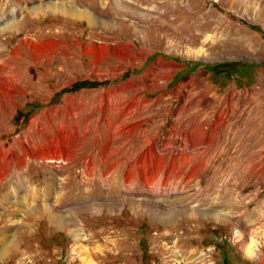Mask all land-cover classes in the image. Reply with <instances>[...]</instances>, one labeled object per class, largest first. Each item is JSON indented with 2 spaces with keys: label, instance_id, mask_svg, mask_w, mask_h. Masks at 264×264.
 Instances as JSON below:
<instances>
[{
  "label": "rangeland",
  "instance_id": "rangeland-1",
  "mask_svg": "<svg viewBox=\"0 0 264 264\" xmlns=\"http://www.w3.org/2000/svg\"><path fill=\"white\" fill-rule=\"evenodd\" d=\"M51 1L0 0V264H81L74 211L98 264H164L187 229L207 264H264V0ZM154 200L226 217L131 209Z\"/></svg>",
  "mask_w": 264,
  "mask_h": 264
},
{
  "label": "bare ground",
  "instance_id": "bare-ground-1",
  "mask_svg": "<svg viewBox=\"0 0 264 264\" xmlns=\"http://www.w3.org/2000/svg\"><path fill=\"white\" fill-rule=\"evenodd\" d=\"M46 9L47 10H54L55 12L61 13L62 15H67V16L74 17V18H83V19H85L88 22V24H93V19L88 14H81V12L69 10V9H67L64 6V4L62 2H60L58 0L51 1L47 5L45 3L44 6L40 5L39 7H35V9H33V10H34V12H38V11L41 12V10H46ZM7 24L8 23L5 24L6 27H7ZM196 37H197V35H196ZM247 47L248 48H247L246 51H248L249 53L254 52L253 46L251 44H247ZM55 144H57V143H55ZM59 148H57L55 145H53L52 148H48L47 149V152H45L44 155L41 154V157H43L44 159H47L46 155L55 154V155H58V156L62 157L63 161L66 162L67 160L70 159V156H71L70 155V152H71L70 151V146H69L68 143H64L63 147L60 148V149ZM51 157L48 160L50 162H56V160L51 159ZM66 163H68V162H66ZM231 197H229V199L224 202V204H223L224 206L228 205L230 203V201H233V198H231ZM154 203L157 206H160L161 208H145V209L144 208H131V209L135 210V211L143 209L146 212H149L151 216L155 217L157 220H159V221H161L163 223L171 222V219H173L177 215V212H181V214L182 213L186 214L185 216L188 217V218L189 217L193 218V217H195V215L198 216V214H203L205 216H211V217H214L215 219H221V218H225L226 217L225 213H223V212H221L219 210L212 212V211H206V209L197 210V208L196 209H194V208H179V209L178 208H166L165 205L161 204L162 205L161 206L159 204V201H157V200H154ZM107 204H110V203L108 202ZM94 209H96V210H101V209L110 210V209H113V208H107L105 206H102V208H100V206H99L98 208H94ZM257 211L258 210H256L254 213L258 214L259 211L258 212ZM200 216H202V215H200ZM260 217L264 219V211L260 214ZM80 221L76 217L75 211H74V212H72L69 215V217L67 216L63 220L61 219V221L59 220V221H55V222H56V225L58 227L62 228L65 231H71L73 229L75 230L73 232H70V237L72 238L73 242L76 244L74 246V248H73L71 253H72L73 256H75L79 260V262L81 264H98V262H96V261L94 262L91 257H95L96 253L98 252V250H100V251L106 250L107 249L106 244L105 245L103 244L101 246H100V244L97 245L96 247L91 249V252L89 254L87 249H86V247L84 246V242H87L88 239H87V237L85 235L86 234L85 231L82 229V227L79 224ZM182 226H183V224H182ZM187 230L190 231V229H187ZM187 230H183L182 232L180 230V232L178 231L177 234H175L176 239L174 240V242H173L174 245L172 247L166 248L165 244L161 243V245L164 246L165 254H168V256H170L169 259H167L168 256L163 257L161 263H164V264H207L205 262L206 257H205L204 254L197 256V252H198L197 248L196 247H192V244L190 242L193 238L187 237L186 234H185L187 232ZM167 232H168V230H167ZM183 234L185 236H183ZM167 235H169V234H167ZM167 235H166V238H168ZM239 237H242V233H239ZM126 238H125V240H126ZM107 241H109V240H107ZM195 242H196V239H193V243H195ZM110 243L114 244V249L117 250V248H118L117 241L116 240H111ZM242 247H243V250L245 251L247 256H253V254H255L256 245H255L253 240H249L248 242L243 241L242 242ZM115 256H117V255H115ZM166 259L169 260V261H167Z\"/></svg>",
  "mask_w": 264,
  "mask_h": 264
},
{
  "label": "trees",
  "instance_id": "trees-1",
  "mask_svg": "<svg viewBox=\"0 0 264 264\" xmlns=\"http://www.w3.org/2000/svg\"><path fill=\"white\" fill-rule=\"evenodd\" d=\"M96 85H98L97 83H94V84H91V85H86V84H82V86L81 87H95ZM69 91H71V90H69V89H64V90H61L60 91V93L62 94V93H65V92H69ZM59 93V94H60ZM58 95V94H57Z\"/></svg>",
  "mask_w": 264,
  "mask_h": 264
}]
</instances>
